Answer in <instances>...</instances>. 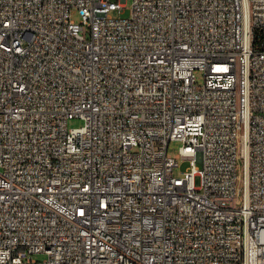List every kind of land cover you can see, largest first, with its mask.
<instances>
[{"label": "built area", "instance_id": "obj_1", "mask_svg": "<svg viewBox=\"0 0 264 264\" xmlns=\"http://www.w3.org/2000/svg\"><path fill=\"white\" fill-rule=\"evenodd\" d=\"M130 1L0 0V264H264V0Z\"/></svg>", "mask_w": 264, "mask_h": 264}, {"label": "rangeland", "instance_id": "obj_2", "mask_svg": "<svg viewBox=\"0 0 264 264\" xmlns=\"http://www.w3.org/2000/svg\"><path fill=\"white\" fill-rule=\"evenodd\" d=\"M125 5H126V8H125V11L122 14V16L128 17L131 14V1L126 0ZM114 15H118V13L116 12V13H114ZM72 18L77 22H79L81 19L80 15L77 11H74L72 13ZM196 73H197L198 80L201 83L203 81L202 73L198 72V71ZM83 124H84V120L81 118H71L68 122L69 128L80 127ZM181 146H182V142H180V141L170 142L168 154L172 157H175L179 153V149ZM178 164H179V166L177 168H175V171H174L176 175H180L183 171H186L190 167V160L189 159H179ZM197 165L200 166V163H198ZM238 168H239V173L242 174V172H243V161H242V159L238 163ZM195 182L197 185L199 184V182H200L199 177L195 178ZM241 185H242V181H240V183H239V186H241ZM45 257H46V254H44V253L34 254V258L36 260H39V261L43 260Z\"/></svg>", "mask_w": 264, "mask_h": 264}]
</instances>
